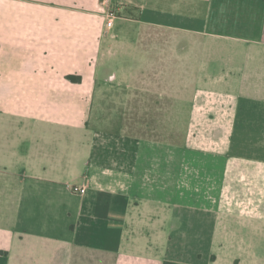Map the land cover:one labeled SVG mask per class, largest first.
<instances>
[{
  "label": "crops",
  "instance_id": "0c3cea01",
  "mask_svg": "<svg viewBox=\"0 0 264 264\" xmlns=\"http://www.w3.org/2000/svg\"><path fill=\"white\" fill-rule=\"evenodd\" d=\"M49 1L89 10L99 0ZM120 2L143 24L200 39L204 66L188 87L199 108L187 117L200 133L177 142L93 128L90 114L66 112L64 88L81 106L96 83L82 96L81 82L65 79L46 20L30 44L23 22L0 20V264H264V0ZM88 40L95 75L100 44ZM172 46L167 72L154 64L150 80L145 55L136 66L138 89H163L170 101ZM209 56L224 58L220 77Z\"/></svg>",
  "mask_w": 264,
  "mask_h": 264
},
{
  "label": "rangeland",
  "instance_id": "374dc122",
  "mask_svg": "<svg viewBox=\"0 0 264 264\" xmlns=\"http://www.w3.org/2000/svg\"><path fill=\"white\" fill-rule=\"evenodd\" d=\"M68 5V8H63L51 4L49 0H31L30 2L6 0L3 4L0 2V20L7 23L13 22L14 19L19 24L23 22L24 25L20 26L23 30L22 32L19 30V35H25L29 44L43 33L41 22L46 20L45 32L50 38L58 39L59 45L63 47L64 56L62 61L59 58L58 68L62 70L63 76L68 81V76L80 78L82 96H87L92 89V86L88 84L91 83L94 87L96 83L97 90H95L93 102L89 104L87 98L82 101L81 106L67 103L71 94L65 86L66 112L75 114L79 112L82 119L85 115L88 118L90 114L87 121L91 126L109 133H126L158 140L173 139L178 142L186 131L198 132L195 129L198 130L201 122L189 120L187 117H194L195 110L199 108L192 103V90L188 87L194 71L199 65L204 66V62H201L199 57L201 50L196 48L200 39L182 32L143 24L140 22L135 6L124 5L120 0H99L97 6L89 10L77 9L73 4ZM53 18L64 20V23L60 21L63 25H58L63 29L58 32L53 30L56 28V25L51 23ZM87 19L90 20L88 25L85 23ZM111 19L114 25L109 30L107 23ZM4 27L8 28L11 25ZM12 33L14 34V30ZM82 39H90L88 41L92 46L97 47L100 44L99 65H95L97 69L95 75L92 73L95 53L92 52L91 55L83 51ZM52 41L55 42V40ZM174 42L177 48L175 64L178 68L176 99L170 101L164 97L163 89H138L136 68L138 58L142 60L145 55L146 64L149 65L148 77L151 80L153 77L151 67L154 64L157 65V70L163 68L166 72L168 71V56L166 54L163 58L162 55L168 51L169 47L173 49ZM218 43L224 46L233 45V42L226 40H218ZM62 47H59V50ZM186 50L188 56L185 55ZM225 51H227L225 48H221L220 56ZM221 59L224 58L209 56L207 61L208 66L212 65L218 73L216 77L222 75L220 70L225 65L223 61L219 62ZM159 64H165L166 67H160ZM76 68H80L79 73H70ZM202 76H204L203 73ZM202 76L199 85H204ZM198 91H200V97L204 89ZM198 113L202 112L199 110Z\"/></svg>",
  "mask_w": 264,
  "mask_h": 264
},
{
  "label": "trees",
  "instance_id": "16d2710c",
  "mask_svg": "<svg viewBox=\"0 0 264 264\" xmlns=\"http://www.w3.org/2000/svg\"><path fill=\"white\" fill-rule=\"evenodd\" d=\"M68 79L72 82H76L79 83L80 78L79 77H75V76H68ZM165 264H175L173 262H165Z\"/></svg>",
  "mask_w": 264,
  "mask_h": 264
},
{
  "label": "built area",
  "instance_id": "2783aa9c",
  "mask_svg": "<svg viewBox=\"0 0 264 264\" xmlns=\"http://www.w3.org/2000/svg\"><path fill=\"white\" fill-rule=\"evenodd\" d=\"M114 25L113 19H111L108 23H107V28L110 30L112 29ZM85 192L83 189L81 190V193Z\"/></svg>",
  "mask_w": 264,
  "mask_h": 264
}]
</instances>
